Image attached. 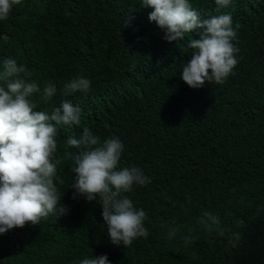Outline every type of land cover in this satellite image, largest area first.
I'll return each instance as SVG.
<instances>
[{
  "label": "trees",
  "instance_id": "obj_1",
  "mask_svg": "<svg viewBox=\"0 0 264 264\" xmlns=\"http://www.w3.org/2000/svg\"><path fill=\"white\" fill-rule=\"evenodd\" d=\"M190 3L202 18L231 14L239 25V63L223 84L184 83L198 33L165 41L141 0H22L0 21V69L14 58L41 89L45 81L57 86L37 111L51 113L65 99L81 109V123L58 126L56 137L67 214L0 234V264H81L100 255L110 264H264V0ZM81 76L90 89L63 96L64 84ZM85 127L101 141L119 138L120 166H137L151 180L126 193L148 213L147 238L130 247L111 243L98 197L73 199L65 152L77 150L66 141ZM202 209L230 231H205L197 223ZM172 220L180 232L169 240ZM190 230L198 239L185 247ZM237 231L239 240H231Z\"/></svg>",
  "mask_w": 264,
  "mask_h": 264
},
{
  "label": "clouds",
  "instance_id": "obj_2",
  "mask_svg": "<svg viewBox=\"0 0 264 264\" xmlns=\"http://www.w3.org/2000/svg\"><path fill=\"white\" fill-rule=\"evenodd\" d=\"M231 0H215L218 7L229 5ZM22 0H0V21L7 20L15 6ZM141 7L153 9L150 21L163 30V39L169 43L183 39L187 34L198 33L189 47L193 54L185 63L181 79L190 88H202L206 82L223 84L234 74L239 61L237 24L233 27L231 14L202 18L190 0H141ZM127 19V18H126ZM126 26V25H125ZM31 72L14 58H5L0 69V234L27 224L37 226L50 215H65L61 204L60 185L64 180L57 157L58 126L79 125L81 109L70 100H63L51 113L37 111L38 103H49L57 94L55 83L45 81L41 89L36 81L29 80ZM91 81L78 77L64 84L62 95L87 92ZM39 94V101L35 96ZM66 145L77 151H66L65 158L72 161L71 172L75 189L73 199L83 196L87 201L97 200L102 206V217L107 235L113 245L130 247L139 238H147L145 221L148 213L135 206L126 195L134 185L151 183L149 177L137 166H120L124 149L117 137L101 141L87 127L79 138L69 137ZM186 199L181 210L188 214L191 208ZM197 223L207 232L225 236L230 231L221 224L220 217L208 209H202ZM180 232L176 220L167 225V239L172 240ZM239 232H231V240H239ZM198 237H182L185 247ZM81 264H110L107 255L85 258Z\"/></svg>",
  "mask_w": 264,
  "mask_h": 264
}]
</instances>
